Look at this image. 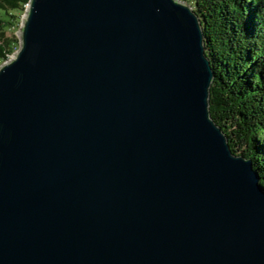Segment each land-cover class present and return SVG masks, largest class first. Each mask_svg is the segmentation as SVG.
<instances>
[{"label": "water", "instance_id": "95a60500", "mask_svg": "<svg viewBox=\"0 0 264 264\" xmlns=\"http://www.w3.org/2000/svg\"><path fill=\"white\" fill-rule=\"evenodd\" d=\"M0 65V264H264V185L213 118L183 0H31Z\"/></svg>", "mask_w": 264, "mask_h": 264}, {"label": "trees", "instance_id": "16d2710c", "mask_svg": "<svg viewBox=\"0 0 264 264\" xmlns=\"http://www.w3.org/2000/svg\"><path fill=\"white\" fill-rule=\"evenodd\" d=\"M29 1L0 0V63L20 46L16 31ZM183 1L201 18L215 70L211 114L232 151L253 160L264 185V0Z\"/></svg>", "mask_w": 264, "mask_h": 264}, {"label": "rangeland", "instance_id": "374dc122", "mask_svg": "<svg viewBox=\"0 0 264 264\" xmlns=\"http://www.w3.org/2000/svg\"><path fill=\"white\" fill-rule=\"evenodd\" d=\"M183 2H185V1H183ZM22 16H23V15H22ZM21 24H22V19H21V23H20V28H21ZM20 28H19V29H20ZM19 29H17L16 33H18Z\"/></svg>", "mask_w": 264, "mask_h": 264}, {"label": "bare ground", "instance_id": "6f19581e", "mask_svg": "<svg viewBox=\"0 0 264 264\" xmlns=\"http://www.w3.org/2000/svg\"><path fill=\"white\" fill-rule=\"evenodd\" d=\"M0 64H2V63H0Z\"/></svg>", "mask_w": 264, "mask_h": 264}]
</instances>
